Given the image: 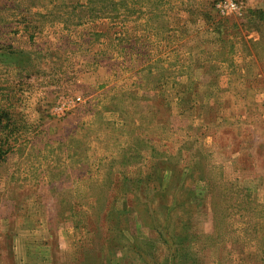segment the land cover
Instances as JSON below:
<instances>
[{"label":"rangeland","instance_id":"rangeland-1","mask_svg":"<svg viewBox=\"0 0 264 264\" xmlns=\"http://www.w3.org/2000/svg\"><path fill=\"white\" fill-rule=\"evenodd\" d=\"M114 1L0 0V264H264V0Z\"/></svg>","mask_w":264,"mask_h":264},{"label":"trees","instance_id":"trees-1","mask_svg":"<svg viewBox=\"0 0 264 264\" xmlns=\"http://www.w3.org/2000/svg\"><path fill=\"white\" fill-rule=\"evenodd\" d=\"M114 3H116V6L118 5V4H120V6H122V3L118 0V1H114ZM123 6H125V4L123 5ZM135 10V12L132 14L133 16L135 15V16H138L139 14V12L137 13V9H134ZM141 14V13H140ZM131 15V16H132ZM121 16V12H119V14H116V15H114L113 16V19H111V17L110 16H108V18L106 19V20H101V19H97V21L96 22H94L95 23V26H97L98 24H101V25H107V26H123L122 25V23L120 22V19H119V17ZM124 16H125V13H124ZM116 19H118V20H116ZM140 19L139 18H137V19H134V20H132V22L135 24L137 21H139ZM125 26V25H124ZM91 33H93V32H91ZM103 33V34H102ZM98 32L96 35L98 36L99 35V37H103V35H105L106 36V34H107V32L105 31V32ZM116 33V32H115ZM5 112V111H4ZM1 116H3L4 118H6V119H10V116H9V114L7 113V112H5V113H3ZM12 127H14V129H16V126H12ZM1 130H2V132L4 131V130H7V129H9L8 130V132H6V133H9V135H10V132L11 131H13V128H11V126H10V128L8 127V126H3L2 128H0ZM7 141H8V138L7 139H5V144L7 145V146H9L8 144H7Z\"/></svg>","mask_w":264,"mask_h":264}]
</instances>
